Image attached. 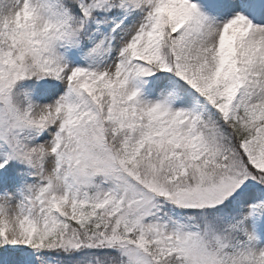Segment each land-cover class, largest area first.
Wrapping results in <instances>:
<instances>
[{"label": "snow or ice", "instance_id": "6c2138e0", "mask_svg": "<svg viewBox=\"0 0 264 264\" xmlns=\"http://www.w3.org/2000/svg\"><path fill=\"white\" fill-rule=\"evenodd\" d=\"M0 264H264V0H0Z\"/></svg>", "mask_w": 264, "mask_h": 264}]
</instances>
